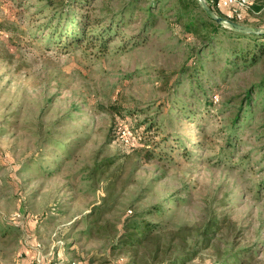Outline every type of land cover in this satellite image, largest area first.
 <instances>
[{
  "label": "rangeland",
  "instance_id": "rangeland-1",
  "mask_svg": "<svg viewBox=\"0 0 264 264\" xmlns=\"http://www.w3.org/2000/svg\"><path fill=\"white\" fill-rule=\"evenodd\" d=\"M249 1L239 24L257 32ZM42 3L0 0V264H129L130 217L162 221L166 260L264 264V55L186 35L177 0H70L60 18Z\"/></svg>",
  "mask_w": 264,
  "mask_h": 264
},
{
  "label": "trees",
  "instance_id": "trees-1",
  "mask_svg": "<svg viewBox=\"0 0 264 264\" xmlns=\"http://www.w3.org/2000/svg\"><path fill=\"white\" fill-rule=\"evenodd\" d=\"M70 0H42V7L49 8L51 6L54 7L55 10H57L58 18H60V4L61 6H64V4L68 3ZM80 3H86L88 0H75ZM206 4L208 5L209 9L218 17H225L223 12H219L215 10L213 5L206 0ZM251 3V2H250ZM177 4L179 5L178 10V19L180 22V26L182 27L184 33L186 35H199L202 37L203 40L212 41L213 38L219 36L220 33L222 35H227L229 37V41L231 44V51L230 55L232 56V59L234 61L242 60L243 62H246L249 58L251 62H256L259 57L264 55V26L259 29V31L251 32V33H241L234 31L227 28L223 24H220L205 13V11L202 9L201 5L197 0H177ZM250 7L256 11H259L261 9V5L256 4V2H252L250 4ZM11 15L9 19H6L8 24H15L16 17L20 13H16L15 11H12L10 9ZM181 20H184V22ZM3 21H1L2 23ZM86 24V23H83ZM111 27H109L110 30ZM86 33V26L80 25L79 29L76 31L77 38L82 36L84 37ZM108 35V31H104L102 33V36ZM244 41L245 43H242ZM99 46H105L106 41H99ZM250 44H252V49H250ZM258 51V53L255 52ZM256 86L253 87V89H249L245 93L244 103L247 105L251 104L252 101V92L255 90ZM258 92L263 91L264 92V80L261 84L257 85ZM215 95H213L214 97ZM213 97L211 100H213ZM213 102V101H212ZM262 109V117H261V124L264 128V102L261 104ZM241 105L239 104V107ZM240 114L237 113L235 116V123L237 122ZM146 143V142H145ZM137 144V143H136ZM132 144L133 150H144V144L143 142H138L137 145ZM112 161V160H111ZM110 162V161H109ZM156 213L158 214L159 218H162V216L165 215V209L159 208L156 210ZM214 216V215H213ZM162 222V221H161ZM161 222H149L144 219H136L135 217H130L127 219L124 224L122 225V232L120 236L118 237V244L119 246L125 247L129 253L132 255L131 263L129 264H136L137 263V253L140 248L143 247L145 243H151L152 244V250L149 251L151 254L150 261L152 264H156L159 262V264H185L189 260H191L192 256L198 251L192 250L190 252L183 253L181 256L173 257L172 259L166 260V258H163L162 255L159 254L161 251V248L159 246L158 240L159 235L165 233V228L163 227ZM221 221H219L216 217H209L206 221L205 225L202 227L200 231V237L203 240V243L205 246H208L209 242L212 240L213 236L215 235V232L220 227ZM167 225V224H166ZM147 245L144 246L146 248ZM170 248L167 249L170 251ZM166 252V250H165ZM236 253H229L228 257H225V259L219 263V264H230L231 262H234L237 260L235 257ZM145 256V255H143ZM146 257V256H145Z\"/></svg>",
  "mask_w": 264,
  "mask_h": 264
},
{
  "label": "built area",
  "instance_id": "built-area-1",
  "mask_svg": "<svg viewBox=\"0 0 264 264\" xmlns=\"http://www.w3.org/2000/svg\"><path fill=\"white\" fill-rule=\"evenodd\" d=\"M215 10L223 12L224 18L227 20H234L236 23L242 22L244 12L250 8L249 0H210L209 1ZM124 145H128L126 138L122 139Z\"/></svg>",
  "mask_w": 264,
  "mask_h": 264
},
{
  "label": "water",
  "instance_id": "water-1",
  "mask_svg": "<svg viewBox=\"0 0 264 264\" xmlns=\"http://www.w3.org/2000/svg\"><path fill=\"white\" fill-rule=\"evenodd\" d=\"M199 2V4L201 5L202 9L205 11V13L208 15V17H210L211 19H213L214 21L226 25L228 26L230 29L237 31V32H241V33H251L252 31L244 26L241 25L239 23H235L232 21H229L223 17H218L216 16L208 7V5L205 3L204 0H197Z\"/></svg>",
  "mask_w": 264,
  "mask_h": 264
},
{
  "label": "crops",
  "instance_id": "crops-1",
  "mask_svg": "<svg viewBox=\"0 0 264 264\" xmlns=\"http://www.w3.org/2000/svg\"><path fill=\"white\" fill-rule=\"evenodd\" d=\"M29 260V257H26V259H23L20 264H31Z\"/></svg>",
  "mask_w": 264,
  "mask_h": 264
}]
</instances>
